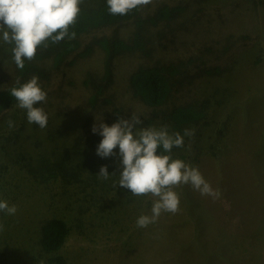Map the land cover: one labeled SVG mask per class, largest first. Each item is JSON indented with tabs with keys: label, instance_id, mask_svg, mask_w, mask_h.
<instances>
[{
	"label": "rangeland",
	"instance_id": "obj_1",
	"mask_svg": "<svg viewBox=\"0 0 264 264\" xmlns=\"http://www.w3.org/2000/svg\"><path fill=\"white\" fill-rule=\"evenodd\" d=\"M139 7L136 19L81 35L78 52L59 67L44 59L39 83L47 99L36 106L48 116L46 127L28 123L18 102L0 113V200L18 208L0 212V264L44 261L41 230L53 218L69 228L59 251L67 264H264V0H149ZM173 7L180 11L170 20L158 19L159 10ZM136 32L144 49L115 54L104 87L108 57L97 42L132 44ZM11 48L0 39V91L14 80ZM169 65L180 71L168 75L176 90L164 106L148 107L129 78ZM177 106L204 108L205 117L184 128L194 135L171 154L198 167L221 195L177 186L179 211L139 228L137 218L151 215L156 198L116 187L119 149L99 157L92 128L134 113L137 128L166 125L173 133L163 116ZM102 166L112 175L107 180L97 176Z\"/></svg>",
	"mask_w": 264,
	"mask_h": 264
},
{
	"label": "clouds",
	"instance_id": "obj_2",
	"mask_svg": "<svg viewBox=\"0 0 264 264\" xmlns=\"http://www.w3.org/2000/svg\"><path fill=\"white\" fill-rule=\"evenodd\" d=\"M149 0H106L109 13L127 15ZM83 0H0V39L11 45L12 57L19 69L25 67V60L32 61L37 49L47 42H60L65 37L74 38L75 32H69L80 14ZM10 90L16 99L17 107L26 110L28 123L40 128L47 126L48 116L42 107L36 105L46 102L47 93L42 89L38 76H32ZM142 123L139 116L132 114L131 119L120 118L109 126L99 122L93 125L92 132L102 136L96 154L101 158L114 157L118 147L122 172L116 185L130 190L134 196H152L151 215L142 214L137 218L139 228H147L157 222L163 212L175 214L179 211L180 196L174 188L190 185L201 195L213 199L220 198V190L213 189L199 168L183 160L173 158V147H182L184 136L194 135V130L185 129L183 136L179 132L170 133L166 125L159 128H137ZM9 127L14 122L8 121ZM134 129H136L134 131ZM162 148V152L158 150ZM98 177L107 180L110 176L107 166H102ZM18 208L0 200V212L15 215ZM4 225L0 224V232ZM40 264H45L41 260Z\"/></svg>",
	"mask_w": 264,
	"mask_h": 264
},
{
	"label": "trees",
	"instance_id": "obj_3",
	"mask_svg": "<svg viewBox=\"0 0 264 264\" xmlns=\"http://www.w3.org/2000/svg\"><path fill=\"white\" fill-rule=\"evenodd\" d=\"M80 14L78 16L75 25L71 26L69 32H75L74 38L65 37L60 42H52L49 40L46 46H41L37 49V54L32 61L25 60V67L19 69L13 60L14 66V80L4 90L0 91V113L10 108L17 101L14 97H11L10 90L16 85L17 78H20L21 83L27 82L32 76H41L42 71L40 69L44 59L50 58L52 60L53 67H59L65 58L71 54L78 52L80 48V37L87 32L107 27L110 25L123 23L131 19H136L139 16L140 7L130 11L127 15H112L109 13L106 0L101 2L94 8H86L80 6ZM180 11L179 7L163 8L158 11L157 17L159 20H170L171 17ZM139 22V21H137ZM140 24L137 27L139 30ZM137 37L133 40L132 44L123 43L120 40L113 41L111 44L109 41L102 39L97 43L102 46L108 58L104 62V76L101 79L104 82V87L109 86L112 83L111 79V60L115 54L122 52L132 51L134 49L143 50L144 42L141 40L139 33L136 32ZM12 47L11 45H9ZM90 51V47L86 48V51L79 52V55H85ZM179 68L174 65L162 66V67H149L140 68L136 70L129 78V85L132 93L135 97L139 98L142 103L151 108H160L164 106L165 102L170 98L171 94L176 90H173L174 84L171 83L169 76H175L179 73ZM208 72V71H206ZM209 73V72H208ZM92 79H90V82ZM180 81H178L179 83ZM106 84V85H105ZM100 88V87H99ZM103 91V89H102ZM102 91H98L101 93ZM96 98L92 96L91 102ZM164 117V120L170 122L171 128L174 132H179L183 136L184 128L189 125L198 123L205 117L204 108L199 109L194 106H177L169 111ZM102 137L90 138L91 143L98 145ZM180 149V147H173L172 152ZM162 148L158 150L162 152ZM61 164V163H57ZM46 168V166H45ZM43 168L41 175L42 180H48ZM55 172L50 173L51 177L55 176ZM71 177H76L74 172H70ZM69 228L62 219L53 218L46 222L41 230L40 246L42 251L48 255L44 260L45 264H67L66 259L59 254L65 239L68 235Z\"/></svg>",
	"mask_w": 264,
	"mask_h": 264
}]
</instances>
